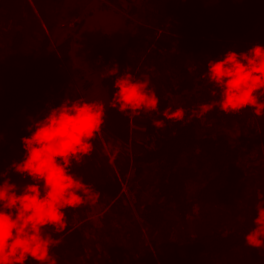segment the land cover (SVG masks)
I'll return each instance as SVG.
<instances>
[{
	"label": "trees",
	"instance_id": "1",
	"mask_svg": "<svg viewBox=\"0 0 264 264\" xmlns=\"http://www.w3.org/2000/svg\"><path fill=\"white\" fill-rule=\"evenodd\" d=\"M65 3L0 0V58H4L0 64V131L4 136L13 120L39 105L47 94L64 97L65 89H72L64 75L70 38L54 45L42 26L53 30L59 13L70 7ZM129 15L136 18L127 19L126 24L133 25L130 35L123 43L100 41L91 51L95 57L88 68L95 71L93 76L106 96L102 133L123 144L131 134L141 141L130 142V157L111 149L112 162L108 163V156L97 145L83 163L74 165L73 172L83 181L94 176L93 183L84 182L98 197L77 210H67V229L54 234L61 243L53 248V255L58 264H79L76 255L85 264L88 254L83 250L82 230L76 227L77 217L95 214L101 225H107L115 214L129 220L127 226L132 227L129 207L116 210L121 203L126 205L122 180L129 183L127 191L134 197L144 193L143 201L134 202L139 207L138 224L133 222L136 231L130 228L120 235L125 244L112 236L101 242L104 251L96 254V262H92L97 248L93 247L86 264H264V250L252 249L244 241L257 208L264 206V175L258 173L250 186L242 181L247 175L244 157L254 143L260 144L264 154V121L249 122V111L228 116L214 109L201 118L191 116L200 104L213 99L209 95L212 85L205 78L207 63L212 57H222L214 54L213 46L220 53L237 46L238 52L246 51L240 46L247 43L264 45V0L215 5L155 0L132 6ZM31 47L34 54L24 62L21 54ZM106 62L119 65L121 74L127 71L149 80L160 99V111L183 107L184 121H166L164 127L156 128L152 122L161 118L156 113L133 117L112 108L115 89L113 78L102 66ZM60 103L58 98L51 102L53 106ZM22 137L17 138L21 147ZM255 184L256 191L249 192ZM234 218L240 223L231 224ZM93 222L81 220L86 226ZM143 236L146 239L141 242ZM102 240L103 236L98 242ZM74 247L79 254L72 255Z\"/></svg>",
	"mask_w": 264,
	"mask_h": 264
},
{
	"label": "clouds",
	"instance_id": "2",
	"mask_svg": "<svg viewBox=\"0 0 264 264\" xmlns=\"http://www.w3.org/2000/svg\"><path fill=\"white\" fill-rule=\"evenodd\" d=\"M99 3H147L155 0H94ZM163 3L189 0H162ZM205 5L221 2L245 3L251 0H198ZM4 58H0L2 64ZM113 78L111 107L131 116L156 113L153 126L166 121L182 122L183 107L160 111V99L147 79L120 73V66L107 69ZM205 78L212 85L211 103L200 104L191 116L201 118L219 109L231 116L250 111L264 121V45L254 44L246 51L228 50L210 59ZM104 105L85 98H66L59 106L46 104L35 117L29 116L28 136L21 138L23 158L10 168L31 183L22 188L0 171V264H58L53 248L61 243L54 238L67 229V210H77L98 193L73 172L94 151L105 122ZM4 135L0 131V144ZM246 245L264 250V206L257 208L252 227L244 236Z\"/></svg>",
	"mask_w": 264,
	"mask_h": 264
},
{
	"label": "rangeland",
	"instance_id": "3",
	"mask_svg": "<svg viewBox=\"0 0 264 264\" xmlns=\"http://www.w3.org/2000/svg\"><path fill=\"white\" fill-rule=\"evenodd\" d=\"M32 2V1H31ZM33 3V2H32ZM31 3V5H32ZM66 5H69V9L61 11L58 16V23L56 26L49 32L47 28L42 24L43 30L45 33L48 34L50 39L53 41V44L56 45L58 42L63 41L66 38H70V58L69 60L64 64V75L66 77L67 83L70 84L72 89H65V91L72 93L73 99H80L85 98L89 101H97L104 105L105 108V94L104 90L99 87V83L96 82V77L92 72H95L91 69H89V62L91 66V61L94 59L95 56H91V51H93L98 44H100V41H102L104 38V41H107L108 43H123L127 35H130L132 32L131 29L133 25H127V19L133 18L136 19L135 16L129 15V11L132 6L139 7L141 3H99L94 2V0H66ZM34 5V4H33ZM32 5V7H33ZM39 16V14H38ZM36 18V16H34ZM57 19V20H58ZM40 21V20H39ZM133 24L136 23V21L133 20ZM41 26V24H40ZM33 39H28L27 41H32ZM27 44V43H26ZM26 46V45H25ZM24 46V47H25ZM252 44L249 43L243 44V46H240V48L243 49H249ZM217 46H213L211 49H215V53L218 56H223L226 51L217 53ZM232 47V46H231ZM238 46L232 47L231 50H234L238 52ZM230 50V49H228ZM34 54L33 48L26 51L24 50L21 54L24 59L23 61L26 62L29 58L32 57ZM138 63H141L140 61H137ZM104 68L110 69L112 67L111 64H108L106 62L103 64ZM89 67V68H88ZM127 71H124L125 73ZM157 74V73H155ZM151 77L153 74H150ZM154 78V77H153ZM151 85V83H150ZM66 92V93H67ZM66 93L64 94V97H60L59 94L54 95L53 93L47 94L45 98L39 103V105H35L27 112L21 113L20 116H18L15 120L12 121L10 130H8L6 136H4L3 143L0 144V171H5L8 173V175L11 178V182L18 185V187L22 188L23 185L27 183H31L32 181L30 178L21 177L20 175L16 174L13 170H11L10 165L16 161L19 162L23 158V148L20 146V142L17 138H20L21 136H28L30 133L26 131L27 127L30 124V121L28 120L29 116L35 117L41 110H43L46 106V104L51 103L53 99H60L61 101L66 98ZM69 95V93H67ZM250 112V111H249ZM251 114V112H250ZM142 116L139 115V117ZM249 119V122H253V120L256 122V118L251 115ZM251 122V123H252ZM249 123L248 125H251ZM251 127V126H249ZM256 129L260 130L259 123L257 122ZM131 138L129 139V142L127 144H123L120 142H117L109 135H106L104 133H101L100 136L97 137L94 143V147L96 148L97 145H100L101 150L105 152V154L108 156L107 160L108 163L112 162L110 159L111 156V149L120 152L123 155L129 156L132 153V144L130 142L134 143L136 141V144H139L141 139L135 136L134 134H131ZM260 139V138H259ZM258 141V140H257ZM259 145V146H258ZM261 147L259 143H254V146L252 147L251 151H248L244 157V163H245V169H247V175H245V178H243V182L249 183L248 186L251 185L250 180L253 181V178L258 174L264 175V154L260 151ZM109 158V159H108ZM86 159V158H85ZM84 159V160H85ZM110 160V161H109ZM84 162V161H83ZM82 162V163H83ZM77 166V165H75ZM88 174H91L90 172ZM92 175V174H91ZM143 177V176H141ZM247 179V180H245ZM84 181H87L88 183L94 182V176L88 177L84 179ZM121 183V190L122 193L125 195V202H123L126 205H123L122 203L116 208L117 211L122 212L126 209V206L129 207L130 212L132 213V227L127 226L130 224L129 220L123 219V217L118 218L115 214H112L111 219L109 221V224L107 225H101V222H99V218L97 219L95 217V214H90L89 217L87 215H83L85 219L89 218L90 221H94L90 226L83 225L81 220L82 217L76 218V227L79 228V230H82L80 232L81 241H83L84 245V252L87 253L83 259L84 263L86 264V258L90 256V252L93 251V247H97L96 250H94V254L92 256L93 260L92 262H96V254L99 255L100 252H103L104 249L101 247V242L106 243L107 240L109 241V237H116L118 239L121 238V234L126 233L130 228L133 229V222L138 224V204L136 205L134 202L143 201L144 196L143 192L140 193L137 197H134L133 194L128 193L127 184L128 182L120 180ZM242 182H240L241 184ZM137 181L134 182V188L137 187ZM247 186V185H246ZM247 186V187H248ZM256 184L251 187V190L249 192H255L256 191ZM149 193V191H148ZM132 195V196H131ZM107 212V211H106ZM109 212V211H108ZM87 217V218H86ZM238 219V218H237ZM236 218L231 222H239ZM122 223V224H121ZM125 225V226H122ZM127 226V227H126ZM189 230V223L188 228L186 230ZM133 231H136L133 229ZM105 232V234L103 233ZM103 240L98 242L100 238ZM141 242L145 241L146 237L143 236V238H140ZM122 240V238H121ZM80 242V241H79ZM122 242L125 244L126 241L122 240ZM98 243V246H97ZM79 243L76 242L74 245H78ZM74 252L72 251V255L79 254V251L76 247L73 248ZM123 255H125L123 253ZM57 259V256H55ZM74 258L75 262L80 261L79 264H83L81 259H78V256L76 255ZM59 261V260H57Z\"/></svg>",
	"mask_w": 264,
	"mask_h": 264
}]
</instances>
